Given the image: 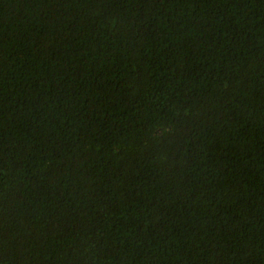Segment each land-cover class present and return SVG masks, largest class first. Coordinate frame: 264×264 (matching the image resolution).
<instances>
[{
    "label": "trees",
    "instance_id": "obj_1",
    "mask_svg": "<svg viewBox=\"0 0 264 264\" xmlns=\"http://www.w3.org/2000/svg\"><path fill=\"white\" fill-rule=\"evenodd\" d=\"M0 264H264V0H0Z\"/></svg>",
    "mask_w": 264,
    "mask_h": 264
}]
</instances>
